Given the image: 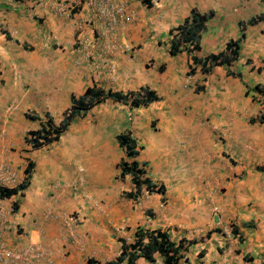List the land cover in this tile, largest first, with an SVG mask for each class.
I'll use <instances>...</instances> for the list:
<instances>
[{
    "label": "crops",
    "instance_id": "0c3cea01",
    "mask_svg": "<svg viewBox=\"0 0 264 264\" xmlns=\"http://www.w3.org/2000/svg\"><path fill=\"white\" fill-rule=\"evenodd\" d=\"M155 1L126 0L131 16L101 35L75 0H0V186L25 183L0 199V240L30 249L16 264H103L138 229L181 241L177 264H264V0ZM192 11L212 12L196 48L170 53ZM231 42L235 59L203 63ZM87 88L126 97L33 147L30 132L58 125ZM122 161L153 191L127 196Z\"/></svg>",
    "mask_w": 264,
    "mask_h": 264
},
{
    "label": "trees",
    "instance_id": "16d2710c",
    "mask_svg": "<svg viewBox=\"0 0 264 264\" xmlns=\"http://www.w3.org/2000/svg\"><path fill=\"white\" fill-rule=\"evenodd\" d=\"M212 16V12L206 14H198L197 12L192 11L190 16L173 32L170 42V53L184 48V43H191V49L196 48L195 37L198 31L201 29L204 21L209 19ZM175 32L178 35H175ZM193 42V43H192ZM237 52V44L235 42L228 43L225 47L224 53H219L217 55H211L204 59V62H217L228 64L231 60L235 59ZM193 62L196 61L195 57H192ZM258 88V87H256ZM264 95V89L260 90ZM152 93L145 90L139 96H134L131 99L132 104H137L139 101H145L152 98ZM107 97H113L114 99H123L124 96H121L120 93L114 91L103 92L100 88H87L83 94V97L72 98L71 105L65 110L63 119L58 125L52 124L49 120L45 123H41L39 128L35 131L30 132L32 146L39 147L43 144L50 143L53 140H56L61 131L64 130L67 123L72 119V117L79 115L83 112H86L90 109L95 103L101 102ZM118 142L120 146L125 151L127 157H132L135 155L134 152V141L131 140L127 135H118ZM30 171V166H26L24 169L25 174H28ZM124 174H129L132 183L135 186V190L132 193H127V196H135L140 193V188L144 186L146 192L153 191V186L149 184L146 177H144L143 171L137 167L136 163L133 161H122L120 164L119 175L123 176ZM25 183L22 181L20 184L14 187H4L0 186V199L8 198L9 196L21 192ZM154 191H161L159 186ZM13 203V208H14ZM182 242H175L168 234L159 229L154 230H141L138 229L135 232V238L132 243L122 245L119 253L111 260L106 261L103 264H121L126 260V264H134V261L141 257L148 262H154V254H157L160 263L159 264H177L180 259L183 258L181 254ZM186 260V258H183ZM85 264H99L97 260L93 258H88Z\"/></svg>",
    "mask_w": 264,
    "mask_h": 264
},
{
    "label": "built area",
    "instance_id": "2783aa9c",
    "mask_svg": "<svg viewBox=\"0 0 264 264\" xmlns=\"http://www.w3.org/2000/svg\"><path fill=\"white\" fill-rule=\"evenodd\" d=\"M152 4H156L155 0H150ZM74 5L83 4L89 10L90 23L94 21L100 25L99 34H105V30L111 31L122 20L131 16L132 11L126 8V0H75ZM98 35V34H97ZM99 36V35H98ZM88 54V51H85ZM30 249H12L7 248L0 240V263L16 264L25 259Z\"/></svg>",
    "mask_w": 264,
    "mask_h": 264
}]
</instances>
